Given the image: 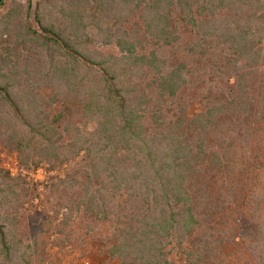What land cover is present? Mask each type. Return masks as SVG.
<instances>
[{"label": "trees", "instance_id": "trees-1", "mask_svg": "<svg viewBox=\"0 0 264 264\" xmlns=\"http://www.w3.org/2000/svg\"><path fill=\"white\" fill-rule=\"evenodd\" d=\"M0 147L72 192L30 224L42 183L0 166V264L77 213L119 264H264V0H4Z\"/></svg>", "mask_w": 264, "mask_h": 264}, {"label": "rangeland", "instance_id": "rangeland-1", "mask_svg": "<svg viewBox=\"0 0 264 264\" xmlns=\"http://www.w3.org/2000/svg\"><path fill=\"white\" fill-rule=\"evenodd\" d=\"M199 109L200 106L194 107ZM88 129H92L89 125ZM0 166L17 175L21 173L27 179L35 182H41L39 193L31 202H26L21 213L28 215H36L37 220H31L30 224L41 226V223L52 217V209L55 207L57 197L63 196L65 201L71 199L69 190L63 188L59 195H51L48 190V184L53 176L63 175L62 170H54L49 164L43 163L38 168L29 170L23 168L19 164L16 153L8 154L0 147ZM73 194L78 195V192ZM60 221V220H58ZM38 222V223H37ZM29 224V226H30ZM111 223L97 224L87 220L82 213H77L76 217L72 218L71 226L68 228L72 231L70 239H63L64 234H55L50 238L47 247V255L49 262L54 264H119L118 260H113L109 256L108 245L105 243V235L110 231ZM92 227V229L90 227ZM247 257L242 258L240 264H248ZM239 262L238 259H235ZM250 264H255L254 261Z\"/></svg>", "mask_w": 264, "mask_h": 264}, {"label": "water", "instance_id": "water-1", "mask_svg": "<svg viewBox=\"0 0 264 264\" xmlns=\"http://www.w3.org/2000/svg\"><path fill=\"white\" fill-rule=\"evenodd\" d=\"M4 0H0V5H1V3L3 2Z\"/></svg>", "mask_w": 264, "mask_h": 264}]
</instances>
